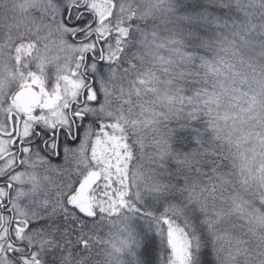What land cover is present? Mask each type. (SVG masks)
I'll list each match as a JSON object with an SVG mask.
<instances>
[{"label": "snow or ice", "instance_id": "obj_1", "mask_svg": "<svg viewBox=\"0 0 264 264\" xmlns=\"http://www.w3.org/2000/svg\"><path fill=\"white\" fill-rule=\"evenodd\" d=\"M0 264H264V0H0Z\"/></svg>", "mask_w": 264, "mask_h": 264}]
</instances>
